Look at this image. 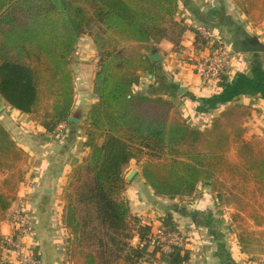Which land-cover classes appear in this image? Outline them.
Wrapping results in <instances>:
<instances>
[{"label":"trees","instance_id":"trees-1","mask_svg":"<svg viewBox=\"0 0 264 264\" xmlns=\"http://www.w3.org/2000/svg\"><path fill=\"white\" fill-rule=\"evenodd\" d=\"M233 3L253 25L264 21V0ZM177 10L178 0H0V96L50 134L59 122L70 124L77 42L90 25L101 27L92 35L98 67L86 114L87 153L68 173L61 208L70 264H138L157 253L165 264L188 261L183 245L164 253L157 240L148 250L151 227L131 214L125 197L131 162L160 198L184 200L198 184L208 185L219 206L233 208L229 219L241 245L250 226L264 225V140L245 137L250 108L233 103L196 128L172 100L133 92L141 72L155 71L152 45L166 38L177 45L189 27L175 19ZM196 37L204 44L197 31ZM28 158L0 123V224ZM161 227L164 234L178 231L171 213ZM4 248L0 230V264Z\"/></svg>","mask_w":264,"mask_h":264},{"label":"crops","instance_id":"crops-1","mask_svg":"<svg viewBox=\"0 0 264 264\" xmlns=\"http://www.w3.org/2000/svg\"><path fill=\"white\" fill-rule=\"evenodd\" d=\"M175 19L189 27L178 38L177 45L169 38L152 45L149 54L156 53L158 57V60H153L155 71L153 74L141 72L133 92L172 100L187 122L196 128L207 126L225 107L233 103L244 104L250 108V115L242 120L246 139L264 138V21L253 25L233 0H178ZM198 25L207 26L215 37L232 48L234 59L231 73L225 81L203 85L191 65L197 49L204 47L196 37ZM244 41L262 50L243 52L241 45ZM74 53L79 54V61L93 59L94 63L90 68H72L75 101L70 117L75 121H70L63 138L57 139L45 132L29 115L10 107L0 96V123L29 157L24 179L7 211V219L0 224V230L3 236L13 235L10 216L18 209L26 210L34 236L23 238V253L34 251L42 258L43 264H70L66 257L69 230L61 221V208L68 173L87 153L83 144L86 114L95 100L92 80L98 64L93 58L89 39L80 37ZM181 87L183 91L179 93ZM131 170H135V174L127 180L129 184L125 191L131 213L139 217L142 224L150 226L153 235L162 228L161 220L166 213L175 214L174 220L187 222L186 225L178 224V230L183 234L188 231L185 234L197 239L194 244L186 246L189 259L181 264H226L227 261L258 264V260L244 251L238 242L229 219L231 208L219 206L208 185L198 184L195 194L187 200H170L153 194L138 167ZM192 199L195 207L186 205L192 204ZM138 240L134 237L133 244ZM148 250L152 251V247L149 246ZM2 257L5 264H22L15 254L3 251ZM158 258L157 253L138 264H165Z\"/></svg>","mask_w":264,"mask_h":264},{"label":"built area","instance_id":"built-area-1","mask_svg":"<svg viewBox=\"0 0 264 264\" xmlns=\"http://www.w3.org/2000/svg\"><path fill=\"white\" fill-rule=\"evenodd\" d=\"M196 31L204 42V47L198 48L195 57L192 58L191 65L203 85H214L227 79L231 73V65L234 59L232 48L228 43L223 42L214 36L211 30L204 25H198ZM67 122L61 121L57 124L52 135L57 139L65 136ZM10 221L14 227L13 235L4 236V252L15 254L22 264H43L41 258L34 254V251L23 253V238L33 237L34 230L29 220L28 212L18 209L10 216ZM186 235L181 231L164 234L162 228L159 229L150 240V246L160 241V252H170L175 245H181L186 240ZM140 247L144 242L139 240L136 243ZM159 252V253H160Z\"/></svg>","mask_w":264,"mask_h":264},{"label":"rangeland","instance_id":"rangeland-1","mask_svg":"<svg viewBox=\"0 0 264 264\" xmlns=\"http://www.w3.org/2000/svg\"><path fill=\"white\" fill-rule=\"evenodd\" d=\"M100 25L95 23V24H92L90 25L89 27H87L84 32L82 33L81 35V38L83 40H86V39H89V42L91 43V48L93 49V58L97 61V58L95 57V54H94V46H93V43H92V35L98 31L100 29ZM176 32L172 33L171 36L175 35ZM91 35V36H90ZM81 42V41H80ZM85 49H86V46H85ZM88 53H84V55H86ZM81 55V54H80ZM79 56L76 55L75 53L73 54V57H72V62H71V66L74 70H76L79 66H84V67H87V68H90V66H93V59L89 60V62H85V61H79ZM83 64V65H82ZM97 64H98V61H97ZM85 84V83H83ZM261 139L264 140V138L262 137H259ZM234 153L231 152V157L233 158L234 156ZM132 167H135L137 168L138 166H136L134 163L132 165H129L128 167H126L125 169V176L127 177V175L129 174L130 172V169ZM139 168V167H138ZM127 179V178H126ZM210 189V187H209ZM187 200V199H185ZM193 200V199H192ZM190 200V201H192ZM186 204V203H185ZM186 205H191L193 207L196 206V204L194 203V200L192 201V204H186ZM222 208H226L225 206H221ZM229 208V207H228ZM231 208V211L229 212V217H230V214L233 212V208ZM133 210V209H132ZM131 211V210H130ZM132 214V213H131ZM133 215V214H132ZM172 215V213H171ZM134 217L138 218V220L140 219L139 217H137L135 214L133 215ZM165 216V215H164ZM173 216H176L175 214L172 215V219H173V222L177 228V225L178 224H183V225H186L187 222L183 221V220H179L176 221L174 220V217ZM179 218V217H178ZM235 228V227H234ZM182 229H184V227H182ZM178 230V228H177ZM179 231V230H178ZM188 231H186L185 233H187ZM184 233V234H185ZM186 237L189 238V240L186 238V240L181 244L183 246H187L188 244H194L195 241H197V239L195 240V238L193 237V235H189L188 234H185ZM192 238V239H191ZM243 239H244V244L241 245V248H245L244 250L247 251L249 250V252L253 255V258H256L258 260V264H264V256H261V255H264V225L260 226V227H256V226H250L247 231L243 234ZM133 243V241H132ZM248 252V251H247Z\"/></svg>","mask_w":264,"mask_h":264},{"label":"water","instance_id":"water-1","mask_svg":"<svg viewBox=\"0 0 264 264\" xmlns=\"http://www.w3.org/2000/svg\"><path fill=\"white\" fill-rule=\"evenodd\" d=\"M242 40H243V38H242ZM260 50H262V48H260V47H258V46H256V45H253V44H250V43H248V42H243V44L241 45V51H243V52H248V51H260ZM149 57L152 59V60H154V61H156V60H158V57H157V54L156 53H154V54H149ZM183 91V88L181 87V88H179V90H178V92L179 93H181ZM69 121H75V119L73 118V117H69V119H68ZM135 174V170H131L130 172H129V174L127 175V180H130L132 177H133V175ZM226 264H232L231 263V261H227L226 262Z\"/></svg>","mask_w":264,"mask_h":264}]
</instances>
